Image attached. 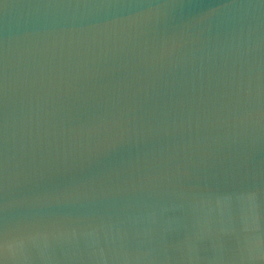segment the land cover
Returning a JSON list of instances; mask_svg holds the SVG:
<instances>
[{"label": "water", "instance_id": "1", "mask_svg": "<svg viewBox=\"0 0 264 264\" xmlns=\"http://www.w3.org/2000/svg\"><path fill=\"white\" fill-rule=\"evenodd\" d=\"M0 264H264V0H0Z\"/></svg>", "mask_w": 264, "mask_h": 264}]
</instances>
